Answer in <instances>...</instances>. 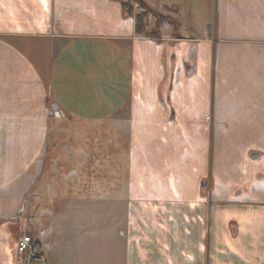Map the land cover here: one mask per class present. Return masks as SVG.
Instances as JSON below:
<instances>
[{
	"label": "crops",
	"instance_id": "crops-1",
	"mask_svg": "<svg viewBox=\"0 0 264 264\" xmlns=\"http://www.w3.org/2000/svg\"><path fill=\"white\" fill-rule=\"evenodd\" d=\"M144 1L0 0V264H264V0Z\"/></svg>",
	"mask_w": 264,
	"mask_h": 264
},
{
	"label": "trees",
	"instance_id": "trees-1",
	"mask_svg": "<svg viewBox=\"0 0 264 264\" xmlns=\"http://www.w3.org/2000/svg\"><path fill=\"white\" fill-rule=\"evenodd\" d=\"M119 1L121 4V8L123 9V11L126 14H128V15L133 14L134 15L135 30L137 32H144L146 34H157L158 33L157 29H158L160 23H162L164 20H169L168 17L163 16L161 14H158V16L154 22V28L150 31H146V30H144L145 29L144 17L148 11H151V8L145 3V1L144 0H131V1L130 0H119ZM132 1L139 4V6L141 7L142 10H136L134 8ZM34 242L36 243V246L38 248V252L40 254L38 241L34 240Z\"/></svg>",
	"mask_w": 264,
	"mask_h": 264
},
{
	"label": "rangeland",
	"instance_id": "rangeland-1",
	"mask_svg": "<svg viewBox=\"0 0 264 264\" xmlns=\"http://www.w3.org/2000/svg\"><path fill=\"white\" fill-rule=\"evenodd\" d=\"M131 1V0H130ZM132 3H133V5H134V8L136 9V10H142L141 9V7L139 6V4H137L136 2H133L132 1ZM149 13H153L154 15H156V18H157V16H158V14H160V13H156V12H154V11H148L146 14H145V17H144V21L146 20V18H147V16L149 15ZM161 15H163V14H161ZM163 16H166V15H163ZM166 17H168V16H166ZM169 19H170V17H168ZM153 28H154V26H153ZM152 28V29H153ZM151 29V30H152ZM145 30V29H144ZM41 204V205H40ZM43 203H38L37 205H36V208H35V211H33L34 212V214H35V218H34V222H38V224L39 225H41V228L43 227V225H42V223H43V220L42 219H39L38 218V215L39 214H43V213H45V210H46V206L44 205H42ZM25 206V205H24ZM30 206H31V202H28L27 204H26V210H27V215H28V213L30 212ZM31 210H33V208L31 209ZM47 210H48V208H47ZM55 214H56V216H58L59 214H61V210L60 209H56V212H55ZM59 217H60V215H59ZM59 224L61 225V222L59 221ZM103 226H104V224H103ZM70 227H72V230L74 229V225H71ZM42 231V233H43V231H44V228H43V230H41ZM22 233H27V234H30L31 235V233H37V231H36V227H34V229L32 230V229H30V228H28V230H25V231H23ZM32 236V235H31ZM33 238V237H32ZM39 260H41V259H37V258H31V261H32V264H35L36 263V261H38L39 262ZM41 262H43V261H41Z\"/></svg>",
	"mask_w": 264,
	"mask_h": 264
},
{
	"label": "built area",
	"instance_id": "built-area-1",
	"mask_svg": "<svg viewBox=\"0 0 264 264\" xmlns=\"http://www.w3.org/2000/svg\"><path fill=\"white\" fill-rule=\"evenodd\" d=\"M16 248L18 252L25 254L30 259L40 256L36 243L30 234L22 233L17 238Z\"/></svg>",
	"mask_w": 264,
	"mask_h": 264
}]
</instances>
